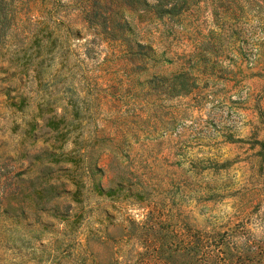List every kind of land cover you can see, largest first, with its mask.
<instances>
[{
    "label": "rangeland",
    "instance_id": "obj_1",
    "mask_svg": "<svg viewBox=\"0 0 264 264\" xmlns=\"http://www.w3.org/2000/svg\"><path fill=\"white\" fill-rule=\"evenodd\" d=\"M109 10L0 0V195L26 210L16 226L0 215V264L131 263L141 247L116 238L147 202L197 225L233 220L241 190L264 204V0ZM134 41L146 47L133 61ZM181 71L193 86L164 95Z\"/></svg>",
    "mask_w": 264,
    "mask_h": 264
},
{
    "label": "trees",
    "instance_id": "obj_2",
    "mask_svg": "<svg viewBox=\"0 0 264 264\" xmlns=\"http://www.w3.org/2000/svg\"><path fill=\"white\" fill-rule=\"evenodd\" d=\"M191 2L192 0H91V5L96 4L97 7L107 11L114 3L149 11L160 17L178 15ZM109 12L111 13V10L107 14ZM105 15L103 18L108 21V16ZM123 24L125 22L121 25ZM109 37L123 40L122 34L116 37L109 35ZM122 43L124 54L129 59L134 61L135 57L140 60L145 44L139 41H134L132 44ZM191 86L193 82H188L185 72L181 71L164 84L162 92L166 96L184 94ZM86 170L84 166L78 167V172L73 175V184H83ZM116 183L119 188L122 186V181L118 180ZM30 189L28 195H39L42 187L33 186ZM113 189V186L98 185L99 192L105 195L114 193ZM254 191L256 190L245 189L239 192V200L233 206V220L231 218H228L227 222L219 219L207 220L202 225L193 223L188 213H184L179 218L161 216L154 207H151L152 204L149 205L150 203L147 202L145 207L148 209L144 217L136 220L128 215L125 219L124 232L116 238L118 242L123 238L132 237L141 247L137 253L138 258L124 264H264V204H261L262 197L258 193L253 195ZM16 193L18 192L8 190L0 195L3 198L0 199V215L10 212L8 216L15 226L18 224L17 216L26 215L24 204L19 200H9V197ZM77 193L78 190H75L73 195ZM141 193V190H134L131 194L141 200L143 199ZM254 198L257 200L252 202ZM2 227H5L4 222H0V231Z\"/></svg>",
    "mask_w": 264,
    "mask_h": 264
}]
</instances>
